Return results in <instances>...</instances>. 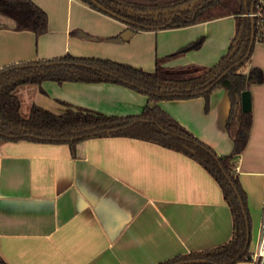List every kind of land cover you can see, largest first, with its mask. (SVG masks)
<instances>
[{
    "label": "crops",
    "instance_id": "1",
    "mask_svg": "<svg viewBox=\"0 0 264 264\" xmlns=\"http://www.w3.org/2000/svg\"><path fill=\"white\" fill-rule=\"evenodd\" d=\"M48 17L46 33L15 30L0 14V69L29 61L107 59L145 71L156 60L203 37L198 50L166 67L214 66L226 53L232 16L170 29L138 30L79 0H32ZM227 19V26L221 25ZM264 75V44L255 42L242 71ZM251 126L243 151L230 163L245 195L250 222L247 261H256L264 197V79L251 84ZM16 94L62 114L66 105L106 116H137L148 96L109 82L23 85ZM156 105L218 157L233 150L242 111L231 113L228 91L164 99ZM234 220L216 180L186 154L129 136L66 143L0 140V256L7 264H158L212 249L233 237Z\"/></svg>",
    "mask_w": 264,
    "mask_h": 264
},
{
    "label": "trees",
    "instance_id": "2",
    "mask_svg": "<svg viewBox=\"0 0 264 264\" xmlns=\"http://www.w3.org/2000/svg\"><path fill=\"white\" fill-rule=\"evenodd\" d=\"M80 2L98 10L90 0ZM110 12L130 21L138 30L170 29L232 16L234 35L226 53L214 66L196 64L166 67V60L198 50L204 38L181 47L156 60L151 72L107 59L73 57L66 54L51 61H29L0 69V140H29L66 143L73 150L86 139L101 136H129L155 142L182 152L198 162L219 184L230 207L234 225L232 239L221 246L178 255L158 264L202 258L205 264H237L247 261L250 222L245 195L233 175L230 160L240 154L248 140L250 111L242 112L233 150L228 157L215 152L196 139L156 103L164 99L208 97L215 88L228 91L231 113L241 92L251 84L262 83L258 67L244 73L257 38L264 43V28L250 17L253 0H95ZM254 10L255 7H254ZM0 14L11 18L17 31H31L37 37L46 33V12L32 0H0ZM253 22V41L251 43ZM43 81L109 82L127 86L148 96V102L137 116H106L91 110L66 105L62 114H54L32 105L28 115H21V101L16 94L23 85H39ZM0 264H7L0 256Z\"/></svg>",
    "mask_w": 264,
    "mask_h": 264
},
{
    "label": "built area",
    "instance_id": "3",
    "mask_svg": "<svg viewBox=\"0 0 264 264\" xmlns=\"http://www.w3.org/2000/svg\"><path fill=\"white\" fill-rule=\"evenodd\" d=\"M254 7L256 10H254ZM248 15L252 18H256L258 21V25L264 28V0H254L252 11ZM256 41L264 44L263 42H261L260 37H258ZM263 257H264V197H263V205H262L260 235L256 250L253 253V258H255L256 261H258Z\"/></svg>",
    "mask_w": 264,
    "mask_h": 264
},
{
    "label": "water",
    "instance_id": "4",
    "mask_svg": "<svg viewBox=\"0 0 264 264\" xmlns=\"http://www.w3.org/2000/svg\"><path fill=\"white\" fill-rule=\"evenodd\" d=\"M90 2L95 5L99 10H101L102 12L114 16L115 18H118L122 21H124L127 24H131L130 21L110 12L109 10H107L106 8H104L103 6H101L100 4H98L95 0H90ZM253 3L254 0L252 2V6H251V11L253 8ZM156 30H158L157 28H155ZM253 22H252V34H251V43L253 41ZM240 98H241V108L243 112H247L250 111V107H251V102H250V92L248 90H244L243 92H241L240 94ZM249 239V238H248ZM206 260L202 259V258H194V259H186V260H182V261H178V262H173L170 264H205Z\"/></svg>",
    "mask_w": 264,
    "mask_h": 264
},
{
    "label": "rangeland",
    "instance_id": "5",
    "mask_svg": "<svg viewBox=\"0 0 264 264\" xmlns=\"http://www.w3.org/2000/svg\"><path fill=\"white\" fill-rule=\"evenodd\" d=\"M229 21H231L233 23V25L235 26V19H234V17L231 18V19H229ZM227 25L228 24H227V19H226V21L223 22V24L221 26L224 28ZM28 112H29V110L27 108L23 107L22 110H21V115H23L24 117H26L28 115Z\"/></svg>",
    "mask_w": 264,
    "mask_h": 264
},
{
    "label": "flooded vegetation",
    "instance_id": "6",
    "mask_svg": "<svg viewBox=\"0 0 264 264\" xmlns=\"http://www.w3.org/2000/svg\"><path fill=\"white\" fill-rule=\"evenodd\" d=\"M252 6V5H251Z\"/></svg>",
    "mask_w": 264,
    "mask_h": 264
}]
</instances>
